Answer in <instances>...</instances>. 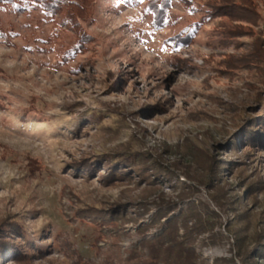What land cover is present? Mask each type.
Returning a JSON list of instances; mask_svg holds the SVG:
<instances>
[{
  "label": "rangeland",
  "instance_id": "obj_1",
  "mask_svg": "<svg viewBox=\"0 0 264 264\" xmlns=\"http://www.w3.org/2000/svg\"><path fill=\"white\" fill-rule=\"evenodd\" d=\"M77 1L0 5V264H264V0Z\"/></svg>",
  "mask_w": 264,
  "mask_h": 264
},
{
  "label": "trees",
  "instance_id": "obj_2",
  "mask_svg": "<svg viewBox=\"0 0 264 264\" xmlns=\"http://www.w3.org/2000/svg\"><path fill=\"white\" fill-rule=\"evenodd\" d=\"M153 3V10L156 13V17L159 20L164 19L167 8L170 6V0H150ZM77 5L83 7L85 5H80L77 0H0V5H11L16 6L22 11L32 9L34 6L43 7L47 12L57 13L63 12L66 5ZM256 139V138H255ZM259 142V140H255ZM177 218L173 223H176ZM174 225V224H173ZM171 228V227H170ZM179 242H175L172 246H151L145 264H186L185 252L179 246ZM199 264H202L199 262Z\"/></svg>",
  "mask_w": 264,
  "mask_h": 264
},
{
  "label": "snow or ice",
  "instance_id": "obj_3",
  "mask_svg": "<svg viewBox=\"0 0 264 264\" xmlns=\"http://www.w3.org/2000/svg\"><path fill=\"white\" fill-rule=\"evenodd\" d=\"M140 2H142V0H140Z\"/></svg>",
  "mask_w": 264,
  "mask_h": 264
}]
</instances>
